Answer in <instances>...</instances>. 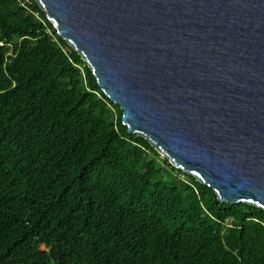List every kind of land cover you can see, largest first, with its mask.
I'll list each match as a JSON object with an SVG mask.
<instances>
[{
  "label": "trees",
  "instance_id": "1",
  "mask_svg": "<svg viewBox=\"0 0 264 264\" xmlns=\"http://www.w3.org/2000/svg\"><path fill=\"white\" fill-rule=\"evenodd\" d=\"M36 0H0V264H264V209L176 168Z\"/></svg>",
  "mask_w": 264,
  "mask_h": 264
},
{
  "label": "water",
  "instance_id": "2",
  "mask_svg": "<svg viewBox=\"0 0 264 264\" xmlns=\"http://www.w3.org/2000/svg\"><path fill=\"white\" fill-rule=\"evenodd\" d=\"M130 134L264 209V0H36Z\"/></svg>",
  "mask_w": 264,
  "mask_h": 264
},
{
  "label": "rangeland",
  "instance_id": "3",
  "mask_svg": "<svg viewBox=\"0 0 264 264\" xmlns=\"http://www.w3.org/2000/svg\"><path fill=\"white\" fill-rule=\"evenodd\" d=\"M163 155V154H162ZM163 157H165L164 155H163Z\"/></svg>",
  "mask_w": 264,
  "mask_h": 264
}]
</instances>
